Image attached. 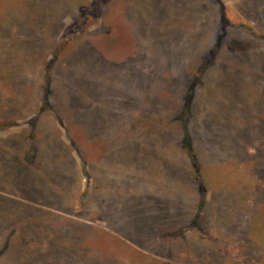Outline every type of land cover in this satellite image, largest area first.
Segmentation results:
<instances>
[{"label": "rangeland", "instance_id": "rangeland-1", "mask_svg": "<svg viewBox=\"0 0 264 264\" xmlns=\"http://www.w3.org/2000/svg\"><path fill=\"white\" fill-rule=\"evenodd\" d=\"M220 1L0 0V264H264V0Z\"/></svg>", "mask_w": 264, "mask_h": 264}, {"label": "trees", "instance_id": "trees-1", "mask_svg": "<svg viewBox=\"0 0 264 264\" xmlns=\"http://www.w3.org/2000/svg\"><path fill=\"white\" fill-rule=\"evenodd\" d=\"M218 2L221 4V6L223 7L222 3L220 0H218ZM221 15H222V20L223 19H226L225 17V13H224V9H222V12H221ZM226 21V24H228L229 22L227 20H224ZM35 158V157H34ZM34 158H30V157H26L25 159V165L28 164V165H33V161H34ZM82 159V158H81ZM84 165H86V163H84ZM88 175V174H87ZM200 202H199V208L200 210L202 209V207L205 205V194H206V189L204 188L203 185L200 186Z\"/></svg>", "mask_w": 264, "mask_h": 264}]
</instances>
